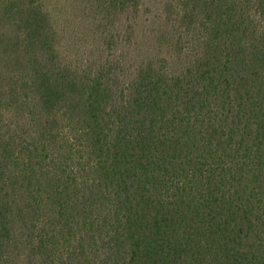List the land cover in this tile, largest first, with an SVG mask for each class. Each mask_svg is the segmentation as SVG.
I'll return each mask as SVG.
<instances>
[{
	"label": "trees",
	"instance_id": "16d2710c",
	"mask_svg": "<svg viewBox=\"0 0 264 264\" xmlns=\"http://www.w3.org/2000/svg\"><path fill=\"white\" fill-rule=\"evenodd\" d=\"M45 2L0 0V264H264V0H164L184 59L130 76Z\"/></svg>",
	"mask_w": 264,
	"mask_h": 264
},
{
	"label": "rangeland",
	"instance_id": "374dc122",
	"mask_svg": "<svg viewBox=\"0 0 264 264\" xmlns=\"http://www.w3.org/2000/svg\"><path fill=\"white\" fill-rule=\"evenodd\" d=\"M57 32L60 58L86 68L105 60L115 63L117 76H130L142 61L165 57L170 67L184 59L174 55L166 33L164 0L138 12L107 14L97 0H46Z\"/></svg>",
	"mask_w": 264,
	"mask_h": 264
}]
</instances>
